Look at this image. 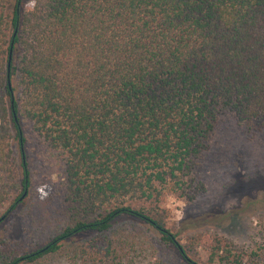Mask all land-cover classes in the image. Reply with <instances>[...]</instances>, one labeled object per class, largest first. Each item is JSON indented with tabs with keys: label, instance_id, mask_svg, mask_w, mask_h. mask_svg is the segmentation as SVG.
I'll return each mask as SVG.
<instances>
[{
	"label": "trees",
	"instance_id": "obj_1",
	"mask_svg": "<svg viewBox=\"0 0 264 264\" xmlns=\"http://www.w3.org/2000/svg\"><path fill=\"white\" fill-rule=\"evenodd\" d=\"M221 117L264 132V0H0V225L23 219L17 242L0 231V264H39L78 235L86 264H136L122 217L177 262L264 264L263 244L220 238L201 260L161 207L206 192ZM35 147L63 170L52 229L21 207Z\"/></svg>",
	"mask_w": 264,
	"mask_h": 264
},
{
	"label": "rangeland",
	"instance_id": "obj_2",
	"mask_svg": "<svg viewBox=\"0 0 264 264\" xmlns=\"http://www.w3.org/2000/svg\"><path fill=\"white\" fill-rule=\"evenodd\" d=\"M211 145L203 160L206 192L193 201L167 192L161 203L168 214V226L184 243L192 238L197 244L198 257L203 261L208 260L214 239H226L246 249L264 245V132L249 133L233 119L221 117ZM35 148L33 180L37 194L23 199L21 207L25 211L30 206L31 219L36 224L43 220L47 229H52L59 223V202L49 203L45 199L49 194L57 197L63 170L56 156L47 158L39 153V147ZM120 220L121 224L130 220L127 224L136 228L131 231L130 239L137 245L142 244L143 252L131 250L134 263L160 264L158 258L161 257L165 262L169 258L175 259L168 264H185L180 260L177 262V256H172L170 251L156 246L152 235L144 229L147 227L144 222L132 217ZM22 221L18 215L8 217L0 225V231L8 225L11 228L9 239L17 242L23 234ZM86 237L78 235L68 240L63 252L49 256L39 264H86L85 255L70 249ZM152 243L158 250H153Z\"/></svg>",
	"mask_w": 264,
	"mask_h": 264
},
{
	"label": "clouds",
	"instance_id": "obj_3",
	"mask_svg": "<svg viewBox=\"0 0 264 264\" xmlns=\"http://www.w3.org/2000/svg\"><path fill=\"white\" fill-rule=\"evenodd\" d=\"M25 7L27 8L28 6L26 5Z\"/></svg>",
	"mask_w": 264,
	"mask_h": 264
},
{
	"label": "water",
	"instance_id": "obj_4",
	"mask_svg": "<svg viewBox=\"0 0 264 264\" xmlns=\"http://www.w3.org/2000/svg\"><path fill=\"white\" fill-rule=\"evenodd\" d=\"M10 84H11V81H10Z\"/></svg>",
	"mask_w": 264,
	"mask_h": 264
}]
</instances>
